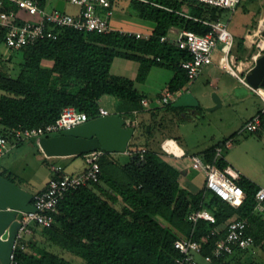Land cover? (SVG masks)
<instances>
[{
	"label": "trees",
	"instance_id": "16d2710c",
	"mask_svg": "<svg viewBox=\"0 0 264 264\" xmlns=\"http://www.w3.org/2000/svg\"><path fill=\"white\" fill-rule=\"evenodd\" d=\"M3 2L6 10H18L14 2ZM185 2L189 0H131L141 18L155 23L148 37H135L113 28L95 33L55 26L52 27L57 34L54 39H39L20 48L7 46L21 51L22 60L15 76L6 74L0 67V134L11 128L52 122L66 105L85 111L89 118L97 117L99 100L104 94L128 100L124 112L141 109L144 94L134 86V80L110 71L114 56L139 62L135 77L138 81L145 79L153 65L170 66L174 73L167 87L172 91L180 89L188 78L179 62L188 55L172 41H161L160 36L171 26L200 33L209 29L201 21L177 12ZM190 6L192 15L205 18L200 5ZM4 33L5 28H0V45H5ZM164 106L181 111L186 108L172 103ZM160 111L161 107L151 109L150 120L143 126L144 141L130 140L127 146L131 150L145 147L144 160L139 162L131 156L128 161L119 162L111 152L102 154L100 181L66 192L57 203L50 226L32 224V235L24 240L25 248H16L18 263L77 264L37 242L34 227H41L48 241L62 251L81 257L82 264H175L178 250L173 242L176 238L191 236L200 241L201 254L206 256L217 237L210 234L212 228L234 216L246 220L247 233L254 238L253 245L258 244L264 251V213L255 210L254 199L259 185L243 175L238 183L245 196L237 206L210 192L207 204L213 206L215 222L199 218L193 224L189 220L192 210L204 208L203 197L209 191L169 163L161 151L150 148L149 139ZM33 138L20 140L14 146ZM216 144L203 151L205 159L212 160ZM73 156L83 157V153ZM225 164L222 159L217 161L219 167ZM0 174L11 181L15 176L6 169ZM227 262L232 264L229 256Z\"/></svg>",
	"mask_w": 264,
	"mask_h": 264
},
{
	"label": "built area",
	"instance_id": "2783aa9c",
	"mask_svg": "<svg viewBox=\"0 0 264 264\" xmlns=\"http://www.w3.org/2000/svg\"><path fill=\"white\" fill-rule=\"evenodd\" d=\"M14 2L17 9L6 10L3 0H0V28H5L4 43L11 48H20L26 44H31L39 39L56 38L57 34L53 32L52 27H70L78 31H88L95 33H105L112 28L109 24V17L113 13V1L110 0H68L78 7L76 13H69L55 8H47L40 4V0H9ZM201 3L210 4L216 7H225L235 9L241 0H196ZM182 15L201 21L209 27L207 32L200 33L186 28L169 27L166 34L160 36V40L172 41L180 50L187 53L188 57L179 62L180 67L185 71L188 79H195L201 73L202 67L213 60V53L219 50L223 59V64L236 74L241 82L247 85L253 92L258 94L264 102V87L253 86L240 77L239 73H247L251 69L259 56L264 53V35L262 34V20L259 26L252 29L246 37L245 44L249 48L256 47L247 60H238L231 50L235 45L233 34L227 28V24L222 20H212L209 18H200L192 15L189 10H177ZM173 35H169V31ZM119 32L134 35L135 37H148L149 33H141L130 30L117 29ZM251 36L250 43L247 38ZM219 46V47H218ZM241 65V68L239 67ZM183 92V91H182ZM181 92V93H182ZM174 96V92L165 89L160 95L163 105L173 103L181 94ZM142 105L148 103L146 98H142ZM137 109L131 111L129 117L122 116L125 127H133L138 123L136 118ZM107 108L99 106V115H108ZM90 118L85 111L77 109L73 105L63 106L59 115L54 121L32 127L11 128L5 134H0V157L4 155L10 147L14 146L20 140H26L33 137H48L57 135L61 131L73 128ZM248 130H259L264 128V106L259 109L246 122ZM224 146H231V137L223 140ZM161 149L166 155L174 157L188 156L190 166L202 173L204 177L203 187L205 191L212 192L220 198L226 200L229 204L237 206L244 198L245 192L238 183L242 172L230 162H226L223 167L217 165L221 156L222 146H214L213 160L205 159L201 154H186L183 150L178 154L160 143ZM40 147V146H39ZM41 149V148H40ZM145 147L131 150L126 148L124 153L136 157L137 161L144 160ZM102 148L93 149L83 153L85 167L78 172L65 173L61 164H53L51 176L48 178L42 190L33 193L31 203L34 210L23 211L22 217L17 219L20 226L16 232L9 255V264L18 263L16 258V248H25L24 240L32 232V224L41 226H50L53 223V213L57 210L58 201L66 194L79 186L91 185L100 181V163L99 158L106 153ZM113 153V152H111ZM47 157V156H46ZM50 158V157H48ZM256 201L255 210L264 213V186H259L255 192ZM199 218L215 222L214 214L206 208L192 210L189 213V220L194 224ZM247 223L243 218L234 216L224 223H220L212 228L210 234L217 235L212 244L211 251L205 258L216 260V264H229L227 262L235 248H249L254 243V238L247 233ZM178 250L175 256V264H198L195 253L201 254L200 241L191 236L178 237L173 242Z\"/></svg>",
	"mask_w": 264,
	"mask_h": 264
},
{
	"label": "rangeland",
	"instance_id": "374dc122",
	"mask_svg": "<svg viewBox=\"0 0 264 264\" xmlns=\"http://www.w3.org/2000/svg\"><path fill=\"white\" fill-rule=\"evenodd\" d=\"M189 2L190 5H200L203 9V17L212 20L219 19L227 24V28L234 36L235 45L231 52L236 55L237 61L240 59L246 61L251 52L256 50L255 46L251 49L245 44V37L252 29L259 26L261 20L264 18V0H241L235 9L216 7L194 0H189ZM189 2H185L181 8L184 10H191ZM120 4V0H114L113 9L116 13L111 17L112 23L115 21L114 17L119 13L117 12V8L120 7ZM130 4L131 3H129L130 13H134V18H136L133 20L144 22V24L133 22L131 23V27L143 31L149 30L153 22L140 18L132 7V4ZM53 6L58 8V10L63 9L72 12L73 4L69 1L58 4L57 0H52L51 3L46 4L48 8H52ZM250 40H252L251 36L247 38V42ZM7 56H10V58ZM122 57L123 56L119 55L114 56L112 63L115 59ZM223 59L222 56H219L215 60H212V62L206 63L202 67L198 77L195 79H188L180 89L173 90L174 96H177L185 90L192 92L201 106L199 110L196 109L197 106L190 109L185 108L183 111L172 108L165 109V106L160 100V93L162 94L165 89H168L166 86L171 75L174 73V69L167 65H153L152 70L148 72L144 82L141 81L136 83L140 85L139 88L142 93L146 95L148 103L143 107L147 110L137 115L139 121L135 125L131 141L137 143L144 141L146 134L143 131V126L146 125L147 120H150L148 117L147 120H145L144 117L147 116L146 113H150L152 108L161 107L158 123L154 129L152 141H150L149 144L151 149L159 148V142L164 137L174 136L178 143L189 154L195 152L201 154L205 158V152L203 151L209 147L208 145L216 140L229 138L228 134H232L231 146L229 148L224 146L222 140L218 142L219 145L222 146L219 159L234 163V166L242 172L244 177L256 184L264 186V128L259 130H248L244 127L250 117L264 106V102L258 94L241 82L238 76L223 64ZM21 60V51L12 50L1 43L0 67H2L6 74L11 76L17 75ZM112 63L111 66H113ZM115 65L116 64H114L113 67H115ZM208 65L215 68L216 72L219 73L218 75L221 77V82L225 83L226 87L239 83L240 85L246 86L247 90L250 92V96L240 99L237 102L231 99L223 101L221 106L215 109H209V107L214 104L212 94L216 93L220 96V93L217 89L219 84L216 86H211L209 84L211 80H209L210 78L206 71ZM239 76L244 77L245 81L251 84L249 73L240 72ZM146 84L149 85V88H145ZM241 91L242 88H237L236 93H242ZM1 92L0 90V93ZM223 97L226 96L223 94ZM99 102L103 104L110 113H123L122 115L127 117L131 115V112H124L129 104V101L126 99L111 94H104L101 96ZM184 111H186V115ZM39 143L40 137H34L33 140L24 141L20 145L10 147L5 155L0 158V172L4 171V169L12 171L13 175H15L12 177L13 182L31 193H35L36 190L43 188L46 179L52 174L51 165L57 164L56 162L60 161L64 164V169L69 170L71 167L70 162L72 163V160L68 158L54 159V157L48 158L42 155L40 156L37 147ZM112 154L111 156L119 162H126L131 157L124 152H113ZM211 159L213 160V156ZM179 160L187 164L190 168L186 176L189 179L191 178L192 182L197 186L203 187L205 180L202 173L190 166V160L188 158ZM8 163L11 164V167H9ZM76 163H78V166L83 165V163L78 160H76ZM175 163L176 162H174V164ZM210 199L211 193L206 192L203 197V207L213 211V206L207 204ZM34 228V233L38 240L37 242L40 245L62 253L67 258L73 259V262L77 264L83 263L81 257L62 251L56 245L48 241L46 235L40 231L41 227ZM195 258L198 264H216V260H209L200 253H195ZM229 258L232 264H264V251L261 246L254 244L249 248H235Z\"/></svg>",
	"mask_w": 264,
	"mask_h": 264
},
{
	"label": "water",
	"instance_id": "95a60500",
	"mask_svg": "<svg viewBox=\"0 0 264 264\" xmlns=\"http://www.w3.org/2000/svg\"><path fill=\"white\" fill-rule=\"evenodd\" d=\"M264 35V24L262 25ZM251 84L264 87V53L248 70ZM214 104L209 109L221 106L218 94L213 93ZM175 107H196L198 99L190 91H183L174 101ZM134 133L133 127H125L121 115L110 113L97 116L57 135L41 137L39 146L47 157L72 156L93 149L107 152H123ZM33 194L0 174V264H9V255L16 232L20 226L17 219L23 211L34 210Z\"/></svg>",
	"mask_w": 264,
	"mask_h": 264
},
{
	"label": "crops",
	"instance_id": "0c3cea01",
	"mask_svg": "<svg viewBox=\"0 0 264 264\" xmlns=\"http://www.w3.org/2000/svg\"><path fill=\"white\" fill-rule=\"evenodd\" d=\"M51 1L52 0H44V3H43V5H45L46 6V4H49V3H51ZM65 2H68V0H57V3L58 4H60V3H65ZM120 2H121V4H120V7L119 8H117L118 10H117V12H119L118 14H117V16L116 17H114V19H115V21H113V23L111 22V17L112 16H114V13H116L115 11H114V9H113V13H112V15L109 17V24H110V26H111V28H113V29H121V30H130V31H135V32H141V33H150L151 31H152V29L154 28V26H155V23L153 22V24H151V28L148 30H145V31H143V30H140V29H138V28H132L131 27V23H133V22H139L138 20H133V19H136V18H134L135 16V14L134 13H130L131 12V10H130V6H129V3H131V0H124V2H123V0H120ZM113 3H114V0H113ZM131 5V4H130ZM48 8V7H47ZM52 8H55V9H58V8H56L55 6H53ZM60 10H63V9H60ZM63 11H65V10H63ZM78 11V7L75 5H73L72 6V12H69V13H76ZM66 12H68V11H66ZM125 15V16H124ZM129 16V17H128ZM141 18V17H140ZM143 19V18H142ZM139 23H143L144 24V22H139ZM146 24V23H145ZM174 29L175 28H173V30L172 31H169V35L171 36V35H173L174 33H173V31H174ZM251 42V40L248 42V43H250ZM219 56H222L221 55V53H220V51L217 49V50H215L214 51V53H213V60H215L217 57H219ZM212 62V61H211ZM46 64H50V62H46ZM113 64V66H114V64H116L115 65V67H113V66H111V69H110V71L112 72V73H115V74H119V75H123V76H126V77H128V78H130V79H133L134 80V86L142 93V91L140 90V85H138V84H136V83H139V82H144V80L146 79V77H145V79L144 80H141V81H138V80H136L135 79V77H136V75H137V69H138V66H139V62L137 61V60H134V59H130V58H126V57H122V58H117V59H115L114 60V62L112 63ZM241 66V65H240ZM152 67L153 66H151V68L149 69V71L150 70H152ZM148 71V72H149ZM207 75H208V77L210 78L209 80H211V81H209V84L211 85V86H216V85H218L219 84V86H217V89L219 90V93H220V98H221V101H222V104H223V101H227V100H234L235 102H237V101H239L240 99H243V98H248L249 96H250V92L247 90V88H246V86H244V85H240L239 83H236V84H234V85H231L230 87H226V84L225 83H222L221 82V77L218 75L219 73H217L216 72V70H215V68H212V66L211 65H208L207 66ZM173 75H171V77H172ZM170 77V78H171ZM170 80V79H169ZM214 80V81H213ZM168 84V83H167ZM147 85V84H146ZM145 85V88H149V85H147L146 86ZM167 87V86H166ZM237 88H242V93H236V90H237ZM144 94V93H143ZM223 94L226 96V97H223ZM160 95H161V93H160ZM144 98H146V95L144 94ZM147 99V98H146ZM221 104V105H222ZM101 106H103V107H105L103 104H100ZM144 106L142 105V108L141 109H137L138 111H137V113H136V118H137V121H139V119H138V117H137V115L138 114H140L142 111L144 112V111H146L147 109H145V108H143ZM106 108V107H105ZM134 110V109H133ZM183 111V110H182ZM185 112V111H184ZM150 113H151V111H150ZM150 113H146V117H144V119L145 120H147V117H148V119H149V117H150ZM116 114H118V113H116ZM159 114L160 113H158V116H159ZM119 115V114H118ZM149 115V116H148ZM186 115V114H185ZM121 116H123V115H121ZM158 116H157V123H158ZM149 122V120H147V122H146V124ZM135 130V129H134ZM154 132V131H153ZM154 134V133H153ZM228 135H230V134H228ZM225 136H227V135H225ZM224 136V137H225ZM152 137H153V135L151 136V138L149 139L150 141H152ZM132 138V137H131ZM169 138H171V139H174L177 143H178V141H177V139L174 137V136H167V137H164L163 139H161L160 140V142H159V148H157L159 151H161L162 152V154H163V157L165 158V159H167V161H169V163H171L172 165H174L177 169H179L181 172H184L183 174L184 175H186V173L189 171V166L187 165V164H184V163H182V162H180L181 160H179V159H184V158H188L189 159V157L188 156H183V157H179V158H177V157H174V156H171V155H166L164 152H163V150L160 148L161 147V142L163 141V140H165V139H169ZM130 140H132V139H130ZM222 139H219V140H216V141H214L213 143H211L210 145H208L209 147L211 146V145H214V144H216V143H218V142H220ZM178 145L180 146V148L186 153V154H188V155H190L179 143H178ZM193 153H195V152H193ZM193 153H191V154H193ZM5 155V154H4ZM40 156L42 155L43 157H46L44 154H43V152L42 151H40V154H39ZM54 157V159H57V158H68V159H70V160H72V163L70 162V169L69 170H65L64 169V164L62 163V162H60V161H58V162H56L57 164H61L62 165V167H63V172H65V173H73V172H78V171H81L84 167H85V162H84V158L83 157H74L73 155L72 156H53ZM1 158V157H0ZM76 160H78L79 162H81V163H83V165H80V166H78V163H76ZM179 162V163H177V165H176V163L174 164V162ZM190 160V159H189ZM170 161H172V162H170ZM230 163H232V162H230ZM233 165H234V163H232ZM8 165H9V167H11V164L10 163H8ZM187 165V166H186ZM13 166V165H12ZM51 175H49V177H50ZM48 177V178H49ZM48 178L46 179V181H45V183H44V185H43V187L45 186V184H46V182H47V180H48ZM190 180H191V178H190ZM192 181V180H191ZM259 186H263V185H260V184H258ZM41 189V188H40ZM40 189H38V190H40ZM38 190H36V191H38ZM35 191V192H36Z\"/></svg>",
	"mask_w": 264,
	"mask_h": 264
},
{
	"label": "bare ground",
	"instance_id": "6f19581e",
	"mask_svg": "<svg viewBox=\"0 0 264 264\" xmlns=\"http://www.w3.org/2000/svg\"><path fill=\"white\" fill-rule=\"evenodd\" d=\"M263 24H264V20H262V23L260 26H262ZM239 67L241 68V66ZM163 144L165 147H167L170 150H173L177 154L181 152L182 150L180 146L178 145V143L174 139H171V138L163 140Z\"/></svg>",
	"mask_w": 264,
	"mask_h": 264
},
{
	"label": "flooded vegetation",
	"instance_id": "af4514ba",
	"mask_svg": "<svg viewBox=\"0 0 264 264\" xmlns=\"http://www.w3.org/2000/svg\"><path fill=\"white\" fill-rule=\"evenodd\" d=\"M186 108H187V109H188V108L190 109V108H193V107H186ZM185 114H186V111H185Z\"/></svg>",
	"mask_w": 264,
	"mask_h": 264
}]
</instances>
